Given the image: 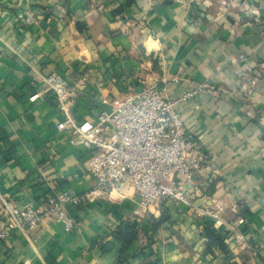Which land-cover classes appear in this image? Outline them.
I'll return each instance as SVG.
<instances>
[{"label":"crops","instance_id":"obj_1","mask_svg":"<svg viewBox=\"0 0 264 264\" xmlns=\"http://www.w3.org/2000/svg\"><path fill=\"white\" fill-rule=\"evenodd\" d=\"M24 7L55 17L27 28ZM0 39V192L17 206H48L62 191L95 186L90 155L57 131L62 116L43 82L56 74L74 91L78 121H94L140 84L171 100L210 84L178 108L219 171L196 176L191 210L221 199L238 202L248 220L247 244L208 254L202 226L186 217L194 212L172 202L144 210L128 188L67 207L72 232L52 221L13 231L0 242V264H264V0H0ZM162 215L170 220L151 241L142 226L119 257L121 228L137 221L149 230Z\"/></svg>","mask_w":264,"mask_h":264},{"label":"built area","instance_id":"obj_2","mask_svg":"<svg viewBox=\"0 0 264 264\" xmlns=\"http://www.w3.org/2000/svg\"><path fill=\"white\" fill-rule=\"evenodd\" d=\"M54 12L50 9L41 14L24 7L19 19L30 28L41 16L55 17ZM250 16L258 22L257 10H251ZM239 60L247 62L248 58L241 56ZM43 82L52 91L62 116L57 131L67 136L71 147H81L90 155L87 171L95 186L82 193L65 190L48 206L26 209L0 192V242L7 241L15 230H37L45 221L59 223L72 232L76 220L67 207L79 208L105 194L122 195L128 188L135 192L144 210L165 202L191 210L189 192L196 176L204 168H209L211 176L219 175L215 159L187 133L178 111L180 104L209 92L210 84H202L177 100L168 99L156 86L140 84L111 110L102 109L94 121H78L72 110L74 91L67 82L56 74L44 77ZM191 211L196 218L209 219L217 229L230 233L227 245L247 244L248 220L238 202L217 199L212 209ZM200 226L203 228L202 223Z\"/></svg>","mask_w":264,"mask_h":264},{"label":"trees","instance_id":"obj_3","mask_svg":"<svg viewBox=\"0 0 264 264\" xmlns=\"http://www.w3.org/2000/svg\"><path fill=\"white\" fill-rule=\"evenodd\" d=\"M164 204V203H163ZM172 205H176L172 203ZM160 207V206H159ZM159 207L155 208L159 210ZM185 210H188L185 208ZM191 213V211H190ZM186 215L187 219H194L196 218L193 213ZM198 219L199 224L202 223L203 225V236L208 241V254H213V250L217 249L220 251V254L227 253V246L226 240L230 237V233L227 231L219 230L215 227L214 223L209 219ZM170 218H166V216L162 215L159 219L153 220L152 224L150 225V229L146 230L145 223H139L137 221L127 224L124 228H121L119 232L116 234L115 241L117 242L118 246V253L119 257H122L126 250L137 241L139 237V231L144 226V232L149 237V241L153 239L155 233L157 232L158 228L168 222ZM144 224V225H143Z\"/></svg>","mask_w":264,"mask_h":264}]
</instances>
